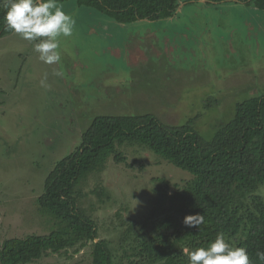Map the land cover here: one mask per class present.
I'll list each match as a JSON object with an SVG mask.
<instances>
[{
    "label": "rangeland",
    "instance_id": "obj_1",
    "mask_svg": "<svg viewBox=\"0 0 264 264\" xmlns=\"http://www.w3.org/2000/svg\"><path fill=\"white\" fill-rule=\"evenodd\" d=\"M177 1L171 19L125 24L78 0H59L76 21L73 36L61 38L59 64L41 62L34 42L0 37V246L57 227L37 199L95 117L190 122L210 141L238 103L264 95V11L247 0ZM121 150L124 163L110 160L79 188L81 206L115 253L124 222L148 216L168 183L173 191L192 179L144 147ZM91 244L31 264H91Z\"/></svg>",
    "mask_w": 264,
    "mask_h": 264
},
{
    "label": "trees",
    "instance_id": "obj_2",
    "mask_svg": "<svg viewBox=\"0 0 264 264\" xmlns=\"http://www.w3.org/2000/svg\"><path fill=\"white\" fill-rule=\"evenodd\" d=\"M65 1V0H61ZM121 23L171 19L177 0H78ZM264 11V0H247ZM7 3V2H5ZM0 4V37L7 11ZM126 145L148 149L192 176L190 181L160 191L155 209L126 227L116 253L99 238L97 223L82 206L79 188L112 160L122 164ZM264 95L238 103L231 120L214 137L203 139L187 123L163 124L151 114L97 116L75 151L57 161L48 174L37 205L56 221L47 235L5 240L0 264H31L48 254L79 252L92 243L91 264H189L187 251L207 247L218 232L235 247H246L253 264L264 251ZM203 214L200 231L183 224L186 216Z\"/></svg>",
    "mask_w": 264,
    "mask_h": 264
},
{
    "label": "clouds",
    "instance_id": "obj_3",
    "mask_svg": "<svg viewBox=\"0 0 264 264\" xmlns=\"http://www.w3.org/2000/svg\"><path fill=\"white\" fill-rule=\"evenodd\" d=\"M4 7L7 9L3 18L6 30L34 42L33 51L44 64H59L62 59L61 38L72 37L76 26L74 17L63 10L59 0H7ZM53 74L62 75L61 72ZM47 79L45 73L40 81L42 87L47 86ZM204 223L205 217L199 213L183 220L185 227L198 231ZM186 251L189 264H253L247 248L233 246L223 232H218L207 247ZM255 257L264 264V251H257Z\"/></svg>",
    "mask_w": 264,
    "mask_h": 264
}]
</instances>
